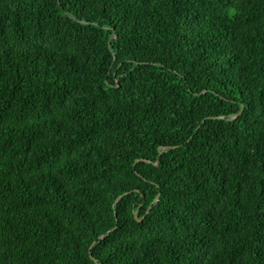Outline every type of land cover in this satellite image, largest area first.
Segmentation results:
<instances>
[{
	"label": "trees",
	"instance_id": "obj_1",
	"mask_svg": "<svg viewBox=\"0 0 264 264\" xmlns=\"http://www.w3.org/2000/svg\"><path fill=\"white\" fill-rule=\"evenodd\" d=\"M0 264H264V0H0Z\"/></svg>",
	"mask_w": 264,
	"mask_h": 264
},
{
	"label": "water",
	"instance_id": "obj_2",
	"mask_svg": "<svg viewBox=\"0 0 264 264\" xmlns=\"http://www.w3.org/2000/svg\"><path fill=\"white\" fill-rule=\"evenodd\" d=\"M71 16H72V17H75L73 14H71ZM115 36H116V34H114V35L111 37L110 42L115 38ZM240 113H241V111H240L239 113H237L236 115H239ZM236 115H235V116H236ZM162 152H163V151H161V153H162ZM156 163H158V162H156ZM127 193H128V192H125V193L119 195V196L117 197L115 203H117V202H118V201H119V200H120L125 194H127ZM160 196H161V194L159 193V194L157 195V197H156L155 200H156V201L159 200ZM135 216H136V218H137L138 220H143L144 217H145V215H143L142 217H139V216H138V211L135 212ZM115 229H116V227L112 228V229L109 230L107 233L102 234L100 237H101V238L106 237L107 234H109L111 231H113V230H115ZM94 244H95V242H94L93 245L91 246V249H92V247L94 246ZM91 249H90V251H91Z\"/></svg>",
	"mask_w": 264,
	"mask_h": 264
}]
</instances>
